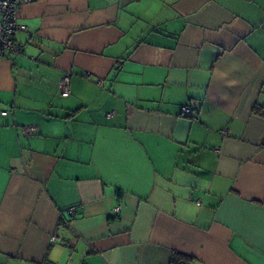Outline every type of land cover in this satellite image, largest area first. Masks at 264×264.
Wrapping results in <instances>:
<instances>
[{"label":"crops","instance_id":"crops-1","mask_svg":"<svg viewBox=\"0 0 264 264\" xmlns=\"http://www.w3.org/2000/svg\"><path fill=\"white\" fill-rule=\"evenodd\" d=\"M17 21L0 264H264V0H24Z\"/></svg>","mask_w":264,"mask_h":264},{"label":"built area","instance_id":"built-area-1","mask_svg":"<svg viewBox=\"0 0 264 264\" xmlns=\"http://www.w3.org/2000/svg\"><path fill=\"white\" fill-rule=\"evenodd\" d=\"M24 0H0V51H9L17 54L22 51V46L14 39V34L18 30L26 28L25 25L17 21L18 10ZM70 78L71 72L67 71L61 75L58 83V90L60 95L67 96L70 93ZM188 106L182 107V112L185 114L190 113ZM3 114L6 111H2ZM111 113H107L110 115ZM27 129H31L28 127ZM116 210L119 207L115 208Z\"/></svg>","mask_w":264,"mask_h":264},{"label":"trees","instance_id":"trees-1","mask_svg":"<svg viewBox=\"0 0 264 264\" xmlns=\"http://www.w3.org/2000/svg\"><path fill=\"white\" fill-rule=\"evenodd\" d=\"M253 111L256 114L264 116V106L255 104L253 107ZM187 259H188L187 256H185L184 254L179 252H174L171 259V264H181V263L183 264Z\"/></svg>","mask_w":264,"mask_h":264}]
</instances>
